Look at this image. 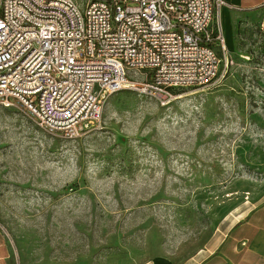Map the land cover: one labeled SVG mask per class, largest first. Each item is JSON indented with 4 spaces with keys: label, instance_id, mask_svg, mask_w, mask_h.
<instances>
[{
    "label": "rangeland",
    "instance_id": "1",
    "mask_svg": "<svg viewBox=\"0 0 264 264\" xmlns=\"http://www.w3.org/2000/svg\"><path fill=\"white\" fill-rule=\"evenodd\" d=\"M229 12L224 76L166 101L114 91L80 136L0 103V226L17 264L183 261L264 202V41L255 16Z\"/></svg>",
    "mask_w": 264,
    "mask_h": 264
},
{
    "label": "built area",
    "instance_id": "2",
    "mask_svg": "<svg viewBox=\"0 0 264 264\" xmlns=\"http://www.w3.org/2000/svg\"><path fill=\"white\" fill-rule=\"evenodd\" d=\"M226 0H0V103L66 138L100 123L114 91L159 101L227 73ZM255 28L264 41V0ZM248 57V55H245ZM264 57V55H263Z\"/></svg>",
    "mask_w": 264,
    "mask_h": 264
},
{
    "label": "crops",
    "instance_id": "3",
    "mask_svg": "<svg viewBox=\"0 0 264 264\" xmlns=\"http://www.w3.org/2000/svg\"><path fill=\"white\" fill-rule=\"evenodd\" d=\"M260 1L226 0L231 6L224 5L221 8V24L227 48L231 40L230 33L224 25L225 27L228 25L229 10L245 9L246 14H251L257 19V5ZM231 12L233 11L229 13ZM204 250L207 251L205 254L200 253ZM0 264H17L10 239L1 226ZM139 264H264V202L234 222L216 226L211 234L209 247L203 246L183 261H172L168 257H152Z\"/></svg>",
    "mask_w": 264,
    "mask_h": 264
}]
</instances>
